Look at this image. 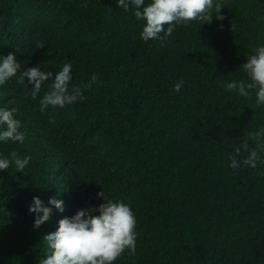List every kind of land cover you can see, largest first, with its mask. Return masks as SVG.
Here are the masks:
<instances>
[{
	"label": "trees",
	"instance_id": "1",
	"mask_svg": "<svg viewBox=\"0 0 264 264\" xmlns=\"http://www.w3.org/2000/svg\"><path fill=\"white\" fill-rule=\"evenodd\" d=\"M223 2L225 20L177 26L160 47L140 39L144 22L118 0H0V56L54 75L71 63L70 88L97 75L83 102L44 113L51 80L36 100L27 79L16 83L19 73L0 86V108H17L26 134L23 144L0 142V158L31 157L23 173L0 171V264H38L43 238L60 219L104 203L101 191L137 221L136 255L114 264H264V164L229 166L264 127V106L255 92L226 91L247 79L240 66L264 46V0ZM33 197L49 207L62 200L64 211L52 207L34 229Z\"/></svg>",
	"mask_w": 264,
	"mask_h": 264
},
{
	"label": "clouds",
	"instance_id": "2",
	"mask_svg": "<svg viewBox=\"0 0 264 264\" xmlns=\"http://www.w3.org/2000/svg\"><path fill=\"white\" fill-rule=\"evenodd\" d=\"M118 7L125 11L134 10L135 19L144 22L140 39L145 43L159 41L160 47L166 45L177 26L187 28L194 22L200 26L210 25L213 17L217 21L226 19L221 14V10L225 8L223 0H150L147 5L145 0H118ZM260 21H264V16L257 18V22ZM220 30H223L222 24ZM235 30L236 24L232 21L231 31ZM44 45L42 41H38L36 49L43 48ZM253 52L240 66L247 79L228 83L226 91L245 98H250L251 93L255 92L256 105L259 107L264 106V46H256ZM18 73L16 83L27 87V79L31 85L32 100L38 98L45 81L51 80L49 90L39 100L42 113L49 108L63 109L78 101L83 102L86 99L84 92L97 82V75L93 74L87 85L70 88L71 63H65L54 75L52 71H43L39 66L21 71V64L11 52L6 57L0 56V86L17 77ZM183 85L184 81L181 79L174 85V91L179 93ZM10 103L15 104V100ZM17 112L15 107L0 108V142L4 144L24 143L26 134L20 131L21 122L15 118ZM55 122L54 115L50 114L49 123ZM249 141H255L256 147L250 148ZM261 153H264V127L249 133L241 141L230 157L229 166L232 169L241 166L255 169L258 163L264 164ZM30 160V156L21 158L16 151H12L9 157L0 158V171H7L14 165L16 172L23 173ZM101 197L105 202L98 207L78 210L74 216H66L58 221L56 231L43 238L47 253L39 259L38 264H114L125 252L130 256L136 255L137 221L131 207L123 201L109 199L104 191L97 193V198ZM48 205L51 207L46 206L40 198L33 197L29 212L35 214L34 229H39L50 219L52 207L60 212L64 211V202L55 197L49 199Z\"/></svg>",
	"mask_w": 264,
	"mask_h": 264
}]
</instances>
